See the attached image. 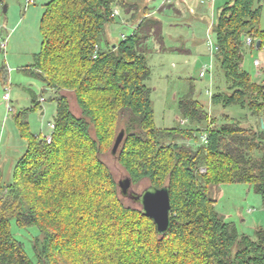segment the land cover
<instances>
[{
	"label": "trees",
	"instance_id": "1",
	"mask_svg": "<svg viewBox=\"0 0 264 264\" xmlns=\"http://www.w3.org/2000/svg\"><path fill=\"white\" fill-rule=\"evenodd\" d=\"M4 4L0 0V8ZM115 8L134 25L103 48L107 25L121 16ZM151 8L141 11L134 0L46 3L41 47L20 71L40 80L43 91L55 90L52 141L29 130V113L40 104L34 96L33 106L16 116L26 150L12 180L2 182L0 167V264H264V228L255 238L239 234L217 212L211 193L221 184L248 183L264 201V130L242 126L227 114L219 123L193 84L179 97L189 126L155 125L146 53L151 40L164 47L165 37L163 21ZM217 13L215 56L226 88L213 92L211 102L259 116L264 84L252 79L243 60L245 36L264 47L260 0H230ZM0 83L9 86L4 63ZM66 91L75 94L80 116ZM204 124L207 142L188 144L197 141ZM123 128L117 159L133 184L148 179L169 186L171 227L164 235L141 208L125 203L103 159ZM35 231L31 256L18 233Z\"/></svg>",
	"mask_w": 264,
	"mask_h": 264
},
{
	"label": "rangeland",
	"instance_id": "2",
	"mask_svg": "<svg viewBox=\"0 0 264 264\" xmlns=\"http://www.w3.org/2000/svg\"><path fill=\"white\" fill-rule=\"evenodd\" d=\"M50 0H34L26 7V0H5L8 9L0 8V25L7 24L8 38L6 53L0 54L1 65L4 63L12 68L9 70V86L11 111H7V102L3 99L6 92L0 83V160H4L1 166L3 172L2 182L12 180L17 159L26 150V141L21 136V130L17 123V114L20 111L33 106V97L40 95L47 98L42 101L35 111L29 113V130L42 138L52 133L56 103L52 99L55 93L49 89L44 90L43 83L30 76H25L20 67L33 62L35 52L41 47L42 36L40 33V21L45 11L46 3ZM140 5L141 11L148 5L163 21L164 47L159 46L157 40H151V48L147 50L146 57L151 68V75L146 80L147 86L152 89V101L154 109V122L160 128H172L175 126L188 127L189 121L179 112V97L188 92L190 85L196 88V97L208 108L219 123H223L225 115H230L238 120L242 126L262 128L264 130V113L259 116L252 115L247 109L239 105L222 106L214 105L210 100L209 91L216 92L226 88L222 71L217 64L215 50L211 49V42L215 44L213 24L217 19L220 6L230 0H214L202 2L201 0H134ZM258 4V3H257ZM262 15L259 27L264 29V0H261ZM162 12L158 11L160 6ZM125 22H115L107 25L102 35V47L108 43L115 44L121 40L122 35L132 31L134 23L120 12ZM118 21H120L118 19ZM130 24L132 26H130ZM257 40V39H256ZM264 50V48H261ZM257 48L245 47L243 68L249 71L253 80L256 79V67L254 65ZM208 70L205 76L200 72ZM262 76L264 74L262 73ZM52 93L51 97L50 94ZM71 109L80 116L82 110L77 103L75 94L66 91ZM42 104L46 107L42 114ZM54 126V125H53ZM200 125L197 141H186L188 144L202 143L200 134L203 132ZM93 136L95 135L92 129ZM119 133V132H118ZM117 133V134H118ZM117 136V135H116ZM115 136V138H116ZM115 141V140H114ZM114 144V142H113ZM112 146L103 155L104 161L111 169L117 183L128 176L126 169L120 164L117 155L111 152ZM202 171L205 169L202 168ZM150 181L142 179L132 185V189L141 192L148 187ZM212 197L216 200V210L222 218L235 224L239 234H247L252 238L256 236V230L264 228V201L260 194L254 191L248 183L221 184L211 189ZM123 197V196H122ZM125 203L141 208L140 203L131 197H123ZM13 230L15 226L13 225ZM18 233L26 242V250L32 256V240L38 234L34 232Z\"/></svg>",
	"mask_w": 264,
	"mask_h": 264
},
{
	"label": "water",
	"instance_id": "3",
	"mask_svg": "<svg viewBox=\"0 0 264 264\" xmlns=\"http://www.w3.org/2000/svg\"><path fill=\"white\" fill-rule=\"evenodd\" d=\"M7 10V6L4 5V11ZM261 40L256 41V46L259 48ZM125 137V129H121L117 134L111 152L113 155H117L118 149ZM132 179L127 176L118 181V187L120 194L123 197H131L136 202L140 203L142 212L153 219L157 232L160 235L166 234L171 227V201H170V189L168 185L161 187L149 185L140 193L132 189Z\"/></svg>",
	"mask_w": 264,
	"mask_h": 264
},
{
	"label": "built area",
	"instance_id": "4",
	"mask_svg": "<svg viewBox=\"0 0 264 264\" xmlns=\"http://www.w3.org/2000/svg\"><path fill=\"white\" fill-rule=\"evenodd\" d=\"M34 0H26V7H28ZM202 2H206V1H214V0H201ZM120 9L118 8H115L114 9V14L117 15V16H120L121 13H120ZM120 19H122V17L120 16ZM122 22H125L123 19H122ZM124 37V34L122 35ZM256 38H254L253 36L251 35H247L244 37V45L245 47H252V46H255L256 45ZM7 46H8V38L6 36H3L2 35V32L0 30V52H5L6 49H7ZM211 49L212 50H216V46L215 44H213V42H211ZM254 65L258 71V73H263L264 74V59H260V58H257L255 59V62H254ZM207 71L208 70H205L203 69L201 72H200V75L201 76H205L207 74ZM7 90V87L5 88V91ZM209 94L212 95V91H209ZM3 99L7 102V111H11L12 110V106L10 105L9 101H10V94L8 91H6L3 95ZM41 101H44L45 100V97H41L40 98ZM45 138V140L47 142H51L52 141V133L46 135V136H43ZM201 142L202 143H206L207 140H208V133L207 131H204L201 136Z\"/></svg>",
	"mask_w": 264,
	"mask_h": 264
},
{
	"label": "crops",
	"instance_id": "5",
	"mask_svg": "<svg viewBox=\"0 0 264 264\" xmlns=\"http://www.w3.org/2000/svg\"><path fill=\"white\" fill-rule=\"evenodd\" d=\"M260 2H261V0H260ZM7 9H8V7H7ZM120 11H121V8H120ZM122 13H124L123 12V10L121 11ZM262 15V14H261ZM120 21H117V22H120V24H121V21H122V19H119ZM130 26H132L131 24H130ZM0 30H1V32L4 34L5 32L7 33V30H8V28H7V24H6V21H5V24L4 23H2L1 25H0ZM264 30V29H263ZM4 35H6V34H4ZM251 48H257V46L255 45V46H252ZM261 48H264L263 46H262V42H261V45H260V47L259 48H257L259 51H258V53L255 55V58H260V59H264V50H261ZM7 50V49H6ZM4 53H6V51L4 52ZM0 54H3V52H0ZM0 63H1V61H0ZM0 67H1V64H0ZM12 68V66L11 67H9L8 68V71L10 70ZM26 76V75H25ZM256 83H259V84H264V76H262V73H258V71H256V79L254 80ZM44 85V84H43ZM44 89H45V86H44ZM47 90V89H46ZM52 93L54 92L55 93V90L54 89H49ZM45 92V91H44ZM52 93L50 94V97H51V95H52ZM212 94H213V92H212ZM43 95H40V97H39V101H40V103L42 102L41 100H40V98L42 97ZM211 96L212 95H210V100H211ZM44 97V96H43ZM46 100H47V98L45 97V100H44V102H42V103H45L46 102ZM42 114H45V112H46V107H44L43 106V104H42ZM53 128H54V126L52 125V131H53ZM3 163H4V160L1 158V160H0V167L1 166H3Z\"/></svg>",
	"mask_w": 264,
	"mask_h": 264
}]
</instances>
